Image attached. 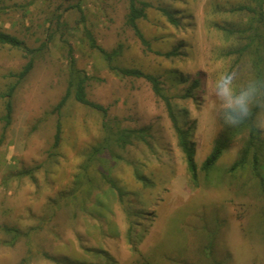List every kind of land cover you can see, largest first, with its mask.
Masks as SVG:
<instances>
[{"label": "rangeland", "instance_id": "obj_1", "mask_svg": "<svg viewBox=\"0 0 264 264\" xmlns=\"http://www.w3.org/2000/svg\"><path fill=\"white\" fill-rule=\"evenodd\" d=\"M0 0V29L16 34L30 46L54 39L36 59L13 97V121L0 145V227L21 230L38 227L29 240L0 228V264H25L31 242L35 255L26 264H56L42 255H67L94 261L86 247L106 249L117 264H264V192L251 170L229 173L237 159L243 136L236 137L217 163L211 182L195 185L163 99L142 77L122 76L111 70L101 52L92 48L79 22L80 13L67 8L78 0ZM86 24L107 50L122 47L120 64L159 76L171 96L178 119L195 142L200 167L226 123L216 80L226 74L237 90L247 87L252 75L246 61L232 66L224 56L228 45L213 26L226 18L224 9L244 0H149L153 7L138 24L150 40L147 49L127 25V0H81ZM169 6L179 18L170 24L158 9ZM62 13L64 26L51 22ZM77 66L89 75L91 100L108 108L122 126H151L149 144L136 141L119 150L120 157L104 162L111 177L128 191L122 204L108 183L94 190L86 207H63L47 220L53 198L70 189L86 152L102 136L101 113L71 96L61 113H51L63 97L68 81V48ZM176 50L174 56L158 54ZM17 49L0 46V92L9 76L26 63ZM198 85L192 87L194 81ZM191 91L186 95L187 90ZM4 100L0 97V114ZM264 119V112L259 120ZM62 123L60 143L53 151L57 121ZM3 127L0 124V135ZM53 151V152H54ZM42 164L36 181L11 175L23 167ZM138 168L153 184L136 179ZM124 205L141 209L135 216L137 249L128 238ZM47 217V218H46Z\"/></svg>", "mask_w": 264, "mask_h": 264}, {"label": "trees", "instance_id": "obj_2", "mask_svg": "<svg viewBox=\"0 0 264 264\" xmlns=\"http://www.w3.org/2000/svg\"><path fill=\"white\" fill-rule=\"evenodd\" d=\"M127 2V25L134 29L136 35L147 49L153 50L150 40L144 35L138 24L139 20L147 16L148 9L153 7L152 2L149 0H127ZM67 8H75L80 13L79 22L85 27V34L89 45L101 52L107 60L111 70L122 76L145 78L151 83L154 92L163 99L177 137L178 145L184 153L191 180L195 185L200 184V172H203L204 181L206 183L211 182V174L216 170L217 163L225 150L236 137L242 135L243 142L239 155L230 165L228 171L233 174L240 170H251L260 190L264 192V133L255 127V123L259 120V115L264 112V88H262L256 96L252 105L250 117L238 126L233 127L226 124L222 132L215 139L212 150L199 167L195 159V142L191 139L189 130L181 125L174 109L172 98L164 93L162 81L159 76L151 72H146L138 67L120 64L118 57L122 52L121 46L112 50H107L100 45L92 30L86 24L87 18L81 0L69 5ZM158 9L170 24H179V18L171 7L158 6ZM224 13L226 14V18L223 21H214L213 23V26L221 33L223 39L228 42V45L223 49L224 56H229L233 59L232 66L246 61V68L249 69L252 75L251 81H257L260 85H264V0H244L233 3L231 6L224 9ZM61 17L62 13H57L51 18V22L55 21L56 26L60 29L64 26V21L61 20ZM55 34V30L50 31L46 41H43L39 46H30L18 35L0 29V46H9L20 50L24 56L27 57L26 63L20 70L9 74L13 79L8 83L6 88L0 92V97L4 100V110L3 113L0 114V124H2L3 127L2 134L0 135V145L4 140L7 128L13 121V97L15 92L19 84L32 71L36 59L47 48L49 42L54 39ZM156 52L168 57L177 54L176 50L166 52L156 50ZM67 56L69 60L67 89L63 97L51 110V113H57L59 115L68 99L73 96L79 103L89 106L101 113L102 136L100 140L92 145L86 152L79 166V172L75 176L76 178L73 186L67 191L61 192L57 198H53L49 203L48 208L50 212L48 211L47 213V220L54 217L57 210L63 207L75 205L79 206L81 209L85 208L94 190L100 188L104 183H108L116 190L119 201L124 204L128 191L122 186H119L111 177L108 169L104 165V162L107 160L106 157L111 159L120 157L119 150L126 149L128 145H132L136 141H143L149 144V138L152 135L150 125L142 127L122 126L117 118H112L109 115L108 108L105 105L91 100L87 91L90 77L84 69L77 66L72 46H69ZM197 85L198 83L195 80L191 89ZM185 94L190 95V89L187 90ZM61 132L62 123L58 120L53 151L60 143ZM53 151H50L51 157L56 156V151ZM41 166L42 164L23 167L12 172L11 175L19 178L29 177L31 180L36 181V172ZM134 174L136 179L142 182L144 186L147 187L153 184L151 178L138 168L134 169ZM124 210L127 214L129 223L128 238L132 242L133 247L137 249L136 242L138 234L136 233V221L134 217L143 214V211L139 208L131 209L128 206L126 207V205H124ZM41 226L40 224L38 227H31L26 231L21 230L17 226L9 225H3L0 228L12 236V239L6 242L13 244L18 238L23 236L29 240L31 232ZM28 244V258L25 257L22 261L25 264L35 255L31 242H28ZM85 251L96 258V260L88 261L85 259H74L67 255L50 254L47 251H43L42 255L56 264H117V261L106 249L86 247ZM143 264H150V262L145 261Z\"/></svg>", "mask_w": 264, "mask_h": 264}, {"label": "clouds", "instance_id": "obj_3", "mask_svg": "<svg viewBox=\"0 0 264 264\" xmlns=\"http://www.w3.org/2000/svg\"><path fill=\"white\" fill-rule=\"evenodd\" d=\"M220 97L226 99L222 106L227 111L222 115L224 122L229 126H238L251 115L252 105L259 91L264 88L257 81H249L245 88L241 85L239 90L232 86L226 74H221L216 80ZM255 127L264 133V119L258 120Z\"/></svg>", "mask_w": 264, "mask_h": 264}]
</instances>
